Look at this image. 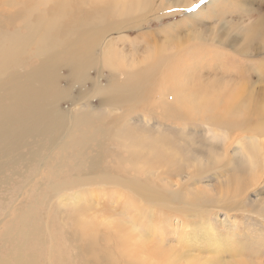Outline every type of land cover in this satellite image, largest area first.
<instances>
[{"label": "bare ground", "instance_id": "6f19581e", "mask_svg": "<svg viewBox=\"0 0 264 264\" xmlns=\"http://www.w3.org/2000/svg\"><path fill=\"white\" fill-rule=\"evenodd\" d=\"M170 1L0 0V264H65L66 255L79 264H264L259 239L222 236L219 223L191 228L207 208L198 200L208 197L184 190L192 176L215 168L239 174L249 184L264 177V123L248 122L251 117L264 121V110L242 106L253 101L251 91L238 84L229 93V84L225 86L224 112L244 123L237 127L239 140L189 127L190 121L206 122L208 110H202L204 102L187 98L191 108L182 111L180 80L193 77L197 61H175L172 80L178 81L175 90L181 97L176 118L188 126L163 125L158 116L165 113L147 110L148 116L135 114L116 133L107 127L106 111V119L117 121L131 112L118 106L129 98L128 84L135 92L144 82L161 80L143 76L136 71V58L121 53L120 45H134L137 38L111 41L108 36L132 30L153 10L187 9L193 3ZM224 2L233 9L234 4ZM243 31H248L247 41L264 37L260 20ZM220 39L216 43L224 44ZM171 62L172 57L156 62L155 72ZM180 66L188 72H179ZM105 69L111 75L104 76ZM67 83L70 87H64ZM88 84L82 95L70 96L72 86ZM85 98L87 103L98 99V108L65 112L59 106L61 100ZM201 131L209 135L200 136ZM67 163L71 174L63 178L57 172ZM171 173L177 180L165 182ZM188 195L194 202L186 201L180 217L166 210V217L159 218L163 211L157 206L190 200ZM36 209L43 211V228L30 217ZM56 219L65 232L63 245L52 234ZM171 240L183 246V253L166 246Z\"/></svg>", "mask_w": 264, "mask_h": 264}, {"label": "rangeland", "instance_id": "374dc122", "mask_svg": "<svg viewBox=\"0 0 264 264\" xmlns=\"http://www.w3.org/2000/svg\"><path fill=\"white\" fill-rule=\"evenodd\" d=\"M228 1L229 4H234L233 9H230L227 3H222L223 0H207L196 11L190 12L188 9L198 3L199 0H182L184 3L193 2L192 6L187 9L178 7L172 9L167 6L164 12L155 14L153 10L140 25H136L132 30L121 34L113 32L108 36L111 41L117 40L119 36H122L121 38L129 36L131 40L137 38L134 45H130L126 41L124 45L118 43L122 49L121 53L130 58H136L139 63V66H136V71H142L143 76L150 75L151 77L161 78L156 83L153 80L144 82L135 92L130 91V85L128 84L125 90L130 93L128 94L129 98L118 106H124L125 109H129L131 112L120 121L106 119L110 116V113H108L110 111H106L104 114L106 122L109 123L107 127L111 128V133H116L137 113L148 116L145 114L147 110H151L157 115H159L158 112L165 113L164 117L158 116L163 125L177 126L178 128H183V125L188 126V124L176 118L177 99H181V97L175 90L178 81L172 80L174 73L171 71L175 61L182 60L186 64L194 57L197 62L193 68V77L180 80L181 92L184 95L181 109L182 111H189L191 108L190 100H196L200 104L204 102L202 110H205V112L206 110L208 112L215 110L216 115L211 116L214 112L212 114L207 112L206 122L190 121L189 127H206L218 135L227 133L232 141L234 139L239 140L242 137L241 132L237 130L238 126L244 124L241 123L242 119L232 117L224 112L225 98L228 96L227 87L225 86L229 84V93L238 84L244 86L253 93L254 99L253 101H246V104L242 106L258 107L260 110H264V37L259 39L253 37L247 41L245 34L248 31H243L249 29V26L257 20H260L262 26H264V0ZM121 27L130 26L123 25ZM218 38L225 40L224 44H217ZM233 40L235 44L231 47ZM121 53H117V56ZM166 57H172L173 62L163 71L156 73L155 63ZM126 59L128 58L126 57ZM180 67L179 72L185 74L188 72V70L183 69L184 66ZM103 72L104 76L111 75V72L107 69ZM90 76H96L95 72L91 71ZM106 83L107 81L102 82V84ZM70 85L67 83L64 87H70ZM197 85L205 91V94L196 88ZM90 87L91 84H88L86 88L74 85L71 88L70 96L76 98ZM187 98L190 100H187ZM85 100L87 99L73 103L68 100H61L59 106L65 112L84 111L88 106L98 108V99H89L88 103ZM144 101L146 102L141 105L140 103ZM210 116L212 119L209 121L208 117ZM215 120L221 123L220 126L214 125ZM248 122L254 125L257 123L259 125L260 122L264 123L262 118L259 117H251ZM199 135L207 137L209 134L207 135V133L201 131ZM167 137L172 139L170 136ZM197 139L203 140L200 137ZM230 139L227 145L231 143ZM234 150L235 148L232 147L229 149L231 153H234ZM70 166L71 164L67 163V167L58 169L57 174L67 178L71 174L69 172ZM111 166L114 171L118 168L117 162H114ZM52 167L49 169L52 170ZM49 169L46 173L47 178L51 177ZM168 175L171 180L165 178V182L174 183L177 180L175 178L176 174L171 173ZM187 177L185 175V178ZM239 184L241 186L237 189ZM184 190L187 193L202 192L208 197L206 201L203 199L198 200L199 206H207V208H204V212L200 214L203 219L194 222L191 228H194L197 224L203 226L206 223H219L218 230L224 232L221 234L222 236L235 233L237 237L234 238L243 241H250L249 238L254 237L259 239L257 246L264 245V242H262L264 239V177L258 182L249 184L244 182V178L239 174L215 168L208 170L201 176H192L185 182ZM186 201L194 202L190 197V200H170L165 201L166 204L164 202L162 205L159 204L160 206L157 207L163 211V213H158L159 218L166 217L165 215L171 214V212L180 217L179 212L184 208H188ZM213 208H216V210ZM222 209L235 212L224 214L221 211ZM166 210H169V213L166 214ZM30 217L34 218L38 225L43 228V211L41 209L31 212ZM209 220L210 222H208ZM189 225L192 224L189 223ZM52 234L57 245L64 244L65 232L58 226L57 219ZM165 244L167 247L174 246V250L178 253L184 251L181 249L183 246H178L176 241L171 240ZM240 249L236 253L237 256L242 254ZM117 252L115 251V253ZM64 257L65 264H79L72 261L68 255ZM38 264H43L42 260L38 261Z\"/></svg>", "mask_w": 264, "mask_h": 264}, {"label": "snow or ice", "instance_id": "6c2138e0", "mask_svg": "<svg viewBox=\"0 0 264 264\" xmlns=\"http://www.w3.org/2000/svg\"><path fill=\"white\" fill-rule=\"evenodd\" d=\"M206 2H207V0H199V2L194 4L192 7H190L188 9V11H190V12L196 11L201 5L205 4Z\"/></svg>", "mask_w": 264, "mask_h": 264}]
</instances>
